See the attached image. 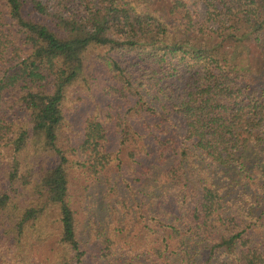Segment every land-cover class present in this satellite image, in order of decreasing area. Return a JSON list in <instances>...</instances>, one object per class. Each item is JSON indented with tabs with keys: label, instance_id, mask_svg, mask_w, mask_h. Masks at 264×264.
<instances>
[{
	"label": "trees",
	"instance_id": "16d2710c",
	"mask_svg": "<svg viewBox=\"0 0 264 264\" xmlns=\"http://www.w3.org/2000/svg\"><path fill=\"white\" fill-rule=\"evenodd\" d=\"M79 3L0 0V264H264V0Z\"/></svg>",
	"mask_w": 264,
	"mask_h": 264
},
{
	"label": "rangeland",
	"instance_id": "374dc122",
	"mask_svg": "<svg viewBox=\"0 0 264 264\" xmlns=\"http://www.w3.org/2000/svg\"><path fill=\"white\" fill-rule=\"evenodd\" d=\"M73 5H75L76 7H80V3H79V0H73ZM191 8H194V7H197L198 10H203L204 9V6L202 4L201 1H197L196 2V5H189ZM81 84H77V85H74L72 87H70L67 91V99L65 101V103L68 105V106H71V111H74V109H77L78 108V111H79V108L83 109V112L84 111V108H88V104H90L88 102V99L87 100H81L80 97L82 96L81 94ZM85 115V114H84ZM78 121H79V118L77 117ZM66 144V142H65Z\"/></svg>",
	"mask_w": 264,
	"mask_h": 264
}]
</instances>
